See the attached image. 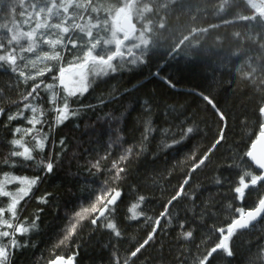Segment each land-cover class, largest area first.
<instances>
[{
	"label": "snow or ice",
	"instance_id": "6c2138e0",
	"mask_svg": "<svg viewBox=\"0 0 264 264\" xmlns=\"http://www.w3.org/2000/svg\"><path fill=\"white\" fill-rule=\"evenodd\" d=\"M209 10L0 0V264L46 207L66 219L30 264H264V0ZM173 61L211 76L177 91Z\"/></svg>",
	"mask_w": 264,
	"mask_h": 264
},
{
	"label": "trees",
	"instance_id": "16d2710c",
	"mask_svg": "<svg viewBox=\"0 0 264 264\" xmlns=\"http://www.w3.org/2000/svg\"><path fill=\"white\" fill-rule=\"evenodd\" d=\"M234 7L236 8H245V6L241 4H237ZM246 10V9H245ZM234 11L233 7H228L225 5V15H231ZM168 65H172L173 67H184L186 69H189L191 72H197L198 74L201 73L202 75H209L211 76V69H208L207 71L202 68L201 66H198L196 64H188L185 65L181 61H173L170 62ZM154 71V68L152 69ZM149 69L145 68L143 70V75L148 74ZM191 98H189L190 100ZM87 102H94L93 97L86 96L84 98V101H81V103ZM94 118V117H93ZM70 128L71 126L68 125ZM86 139V138H85ZM85 146H87L85 144ZM62 171V170H61ZM62 179L61 176H57L54 178H50L47 180L46 183L41 185L42 190H51L53 189L54 185ZM175 183V181H173ZM68 197H64L62 200V205L64 204V201H66ZM66 206V205H64ZM66 217H63L59 212L56 214H53L51 208H45L44 213L42 214V218L40 220V226L41 231H38L34 234L33 238H37L39 240V243L37 244L36 248H24L21 251L17 252L15 257L13 258L12 264H30V262L40 253L41 248H43L47 243H49L53 237V235L56 233V231L62 227L64 220ZM93 256V252L87 249H81V256L78 258L81 260V264H85L91 257ZM242 258V257H241Z\"/></svg>",
	"mask_w": 264,
	"mask_h": 264
},
{
	"label": "rangeland",
	"instance_id": "374dc122",
	"mask_svg": "<svg viewBox=\"0 0 264 264\" xmlns=\"http://www.w3.org/2000/svg\"><path fill=\"white\" fill-rule=\"evenodd\" d=\"M212 3H213V0H208V5H209L210 10L208 12V19L205 22H214L215 20V18L212 15V11H211ZM181 20L183 22L184 20H186V17H181ZM161 71L162 73L168 74L172 79L178 82L179 88L177 89V91H180V92H185L189 88L200 86L203 83V79H204V75H202L201 73L198 74L197 72L196 73L191 72L189 69H186L184 67H173L172 65H167L166 67L161 69ZM153 85L157 87L158 92L167 93L169 91L165 87H162L161 85H159V83H157L155 80H151V79L148 80L146 84V88H151ZM156 195L157 196L160 195L159 191H157ZM154 207L157 211L160 210L159 204H155ZM130 223H131V228L129 230V235H136L135 222H130Z\"/></svg>",
	"mask_w": 264,
	"mask_h": 264
}]
</instances>
